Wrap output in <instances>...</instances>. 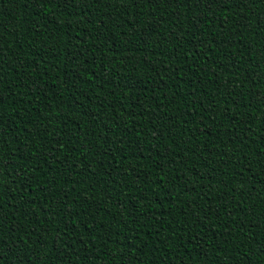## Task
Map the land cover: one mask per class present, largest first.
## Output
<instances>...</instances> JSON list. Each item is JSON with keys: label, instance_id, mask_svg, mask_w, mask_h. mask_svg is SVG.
Returning <instances> with one entry per match:
<instances>
[{"label": "trees", "instance_id": "obj_1", "mask_svg": "<svg viewBox=\"0 0 264 264\" xmlns=\"http://www.w3.org/2000/svg\"><path fill=\"white\" fill-rule=\"evenodd\" d=\"M0 264H264V0H0Z\"/></svg>", "mask_w": 264, "mask_h": 264}]
</instances>
